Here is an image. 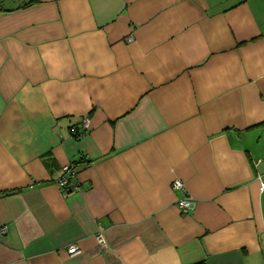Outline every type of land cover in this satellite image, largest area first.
<instances>
[{"label":"crops","instance_id":"0c3cea01","mask_svg":"<svg viewBox=\"0 0 264 264\" xmlns=\"http://www.w3.org/2000/svg\"><path fill=\"white\" fill-rule=\"evenodd\" d=\"M262 182L264 0H0V264H264Z\"/></svg>","mask_w":264,"mask_h":264},{"label":"built area","instance_id":"2783aa9c","mask_svg":"<svg viewBox=\"0 0 264 264\" xmlns=\"http://www.w3.org/2000/svg\"><path fill=\"white\" fill-rule=\"evenodd\" d=\"M89 128V119L87 117H84L82 119L81 125L78 127H74L73 131L75 132L76 136H82ZM256 165V164H255ZM62 175L56 182V185L62 189V190H77L79 189V180H78V174L76 172V169L74 167V164L66 163L62 165ZM175 182V184H174ZM173 187L175 189H183V183L180 179H175L173 181ZM261 187H264V182L261 183ZM196 206V201L191 195H185L184 197L180 198L177 201V207L181 214L187 215L189 214ZM0 231L2 233H5V228H1ZM96 238L99 243L102 245L105 244V241L103 239V235L101 232H99L96 235ZM77 250L75 245H71L68 248L69 253H73Z\"/></svg>","mask_w":264,"mask_h":264},{"label":"rangeland","instance_id":"374dc122","mask_svg":"<svg viewBox=\"0 0 264 264\" xmlns=\"http://www.w3.org/2000/svg\"><path fill=\"white\" fill-rule=\"evenodd\" d=\"M174 180H175V179H174ZM174 180H173V181H174ZM174 184H175V182H174ZM172 188L175 189V188L173 187V182H172ZM69 247H70V246H69ZM69 247H68V248H69ZM68 248H67V252L69 253ZM73 253H74V252H73ZM69 254H70V253H69Z\"/></svg>","mask_w":264,"mask_h":264}]
</instances>
